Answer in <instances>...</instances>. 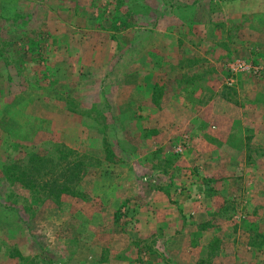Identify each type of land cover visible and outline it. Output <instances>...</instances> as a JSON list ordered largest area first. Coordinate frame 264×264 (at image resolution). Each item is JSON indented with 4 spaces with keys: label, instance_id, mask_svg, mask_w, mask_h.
Wrapping results in <instances>:
<instances>
[{
    "label": "rangeland",
    "instance_id": "rangeland-1",
    "mask_svg": "<svg viewBox=\"0 0 264 264\" xmlns=\"http://www.w3.org/2000/svg\"><path fill=\"white\" fill-rule=\"evenodd\" d=\"M221 123L245 181L202 176ZM259 153L264 0H0V264H264Z\"/></svg>",
    "mask_w": 264,
    "mask_h": 264
},
{
    "label": "crops",
    "instance_id": "crops-1",
    "mask_svg": "<svg viewBox=\"0 0 264 264\" xmlns=\"http://www.w3.org/2000/svg\"><path fill=\"white\" fill-rule=\"evenodd\" d=\"M206 106H208V104ZM213 129H216V131H213L211 135L217 140L218 145L214 150L211 151V154H213V156L210 157V160L203 161V163L205 162L204 165L201 164L203 170L205 171V172L203 171L204 173L202 174V176H207V178L211 177L213 179H216L218 181L217 183L221 185H224L226 181H229L231 179L228 177H235V178L241 177V180L245 181V176L249 171L247 167H249V165L253 166L254 163L251 161V159L250 162L249 159H247L246 162L247 164L245 162H241V157L239 156L240 151H238L237 153H233L230 150V146H227L231 141L227 142L225 140L227 137L233 134V131L231 130V123H221L213 127ZM258 155H259L258 157L257 156H253V157L264 161V156H263L264 154L259 153ZM232 161L242 166L238 168L232 166L231 165ZM259 168H260L259 169L260 172H264V166L260 165ZM232 180H234V178H232ZM189 187L191 190L194 187V184L191 183L190 185L187 186V188ZM164 192H165L164 189L157 187V189H152L151 196L145 195V204L142 207L143 211H140L139 208L137 209L138 211L137 217L139 216L142 217L143 219L137 222L138 227L137 229H135L136 236L140 234L142 236L150 235L151 233L155 232L157 222L161 220V219L156 220L157 214L161 212L160 208H165L166 206V204L164 203V197H166V194ZM260 194L261 196L264 197V191H261ZM178 198H180L179 201L182 204V208L185 209L188 208L189 202H191V204L199 205L200 209L207 208L204 206L208 203V200L210 198L211 200H213L212 195L210 194L206 195L204 193L203 195L191 194V198L188 195H186L185 198H183L182 196H179ZM164 218L166 220L167 217Z\"/></svg>",
    "mask_w": 264,
    "mask_h": 264
},
{
    "label": "trees",
    "instance_id": "trees-1",
    "mask_svg": "<svg viewBox=\"0 0 264 264\" xmlns=\"http://www.w3.org/2000/svg\"><path fill=\"white\" fill-rule=\"evenodd\" d=\"M26 158H23V162H13L10 166L9 171L11 172V176H13V178L15 177L16 180L20 181L21 179H24V177L26 176H31V173L34 172H38L40 168H43V166L45 165H49L48 170L45 171L44 174H47L50 171V167L53 164V160L52 158H50V155L47 154V156H42L41 154H39L38 152H27L26 153ZM80 165L78 168H76V171L71 172V178L70 179H74L77 178L82 170V166L81 164L77 163L75 165H73V167L69 164L70 169H74L76 166ZM31 181H27V184H30ZM77 183V182H76ZM29 186V188L31 187V185H27ZM59 185H56V188ZM66 191L65 187H59L58 189H55L54 191H50L53 192L55 195H60L62 193H64ZM210 245H208L207 247H209ZM200 262V261H199ZM197 261V264L199 263ZM24 264H30L28 262L24 263Z\"/></svg>",
    "mask_w": 264,
    "mask_h": 264
},
{
    "label": "built area",
    "instance_id": "built-area-1",
    "mask_svg": "<svg viewBox=\"0 0 264 264\" xmlns=\"http://www.w3.org/2000/svg\"><path fill=\"white\" fill-rule=\"evenodd\" d=\"M256 69H257V68H256ZM256 69H255V70H256ZM174 151H175V152H180V147L177 146V147L174 149Z\"/></svg>",
    "mask_w": 264,
    "mask_h": 264
}]
</instances>
